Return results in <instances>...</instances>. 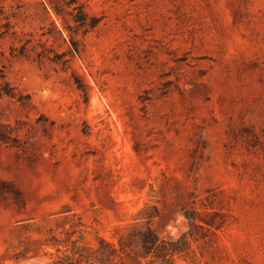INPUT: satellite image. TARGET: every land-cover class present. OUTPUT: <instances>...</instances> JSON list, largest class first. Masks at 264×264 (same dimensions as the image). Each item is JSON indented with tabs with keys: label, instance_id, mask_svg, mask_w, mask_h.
I'll use <instances>...</instances> for the list:
<instances>
[{
	"label": "rangeland",
	"instance_id": "374dc122",
	"mask_svg": "<svg viewBox=\"0 0 264 264\" xmlns=\"http://www.w3.org/2000/svg\"><path fill=\"white\" fill-rule=\"evenodd\" d=\"M80 1L89 31L52 0H0V264L136 222L173 241L187 211L176 264H264V0Z\"/></svg>",
	"mask_w": 264,
	"mask_h": 264
},
{
	"label": "trees",
	"instance_id": "16d2710c",
	"mask_svg": "<svg viewBox=\"0 0 264 264\" xmlns=\"http://www.w3.org/2000/svg\"><path fill=\"white\" fill-rule=\"evenodd\" d=\"M52 4L57 13L67 12L76 24L86 31L95 28L101 21L99 16L90 15L85 9L84 3L80 0H52ZM22 49L24 50V46H22ZM71 51L80 52L79 42L75 38L71 39ZM21 54H23V51ZM64 55L65 53H57L55 60L65 63L67 59H64ZM76 82L78 87L87 95L86 87L78 77H76ZM2 93L16 96L14 87L0 71V94ZM22 98V94L18 95L19 100H22ZM8 138L7 133L0 129V140L6 141ZM186 216L189 219L190 228L176 240L170 241L161 238L149 222L142 226L136 222L127 226L128 233L126 235L119 229L121 232L117 234L118 245L103 240L98 246L93 247L82 242L80 239L82 236L72 239L71 251H64L51 264H111L115 252L119 255L120 252H124L129 256H136L140 259L148 258L151 264H176L172 257L184 250V246L188 243V235L192 233L196 225L191 211H187ZM137 243L140 244V248L135 247Z\"/></svg>",
	"mask_w": 264,
	"mask_h": 264
}]
</instances>
